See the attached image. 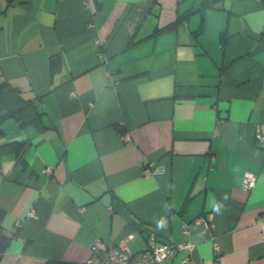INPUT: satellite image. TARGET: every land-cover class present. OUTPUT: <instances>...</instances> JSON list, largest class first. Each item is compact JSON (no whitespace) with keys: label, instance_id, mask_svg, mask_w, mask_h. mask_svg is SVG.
Masks as SVG:
<instances>
[{"label":"crops","instance_id":"crops-1","mask_svg":"<svg viewBox=\"0 0 264 264\" xmlns=\"http://www.w3.org/2000/svg\"><path fill=\"white\" fill-rule=\"evenodd\" d=\"M2 79L37 99L47 128L3 123L0 142L26 149L22 164L0 159V264L85 262L96 237L132 235L136 251L147 228L195 244L166 264H264L263 0H0Z\"/></svg>","mask_w":264,"mask_h":264},{"label":"built area","instance_id":"built-area-1","mask_svg":"<svg viewBox=\"0 0 264 264\" xmlns=\"http://www.w3.org/2000/svg\"><path fill=\"white\" fill-rule=\"evenodd\" d=\"M121 138L127 140L129 138L128 134H121ZM256 142L264 146V133L259 131L255 132ZM47 173L52 172V167L47 165L44 168ZM166 171L164 165L155 164L153 162H146L144 164V172L150 174H158ZM257 174L253 171L246 170L242 174L241 184L242 188L245 190H250L254 187L256 182ZM29 214H33V211H29ZM196 222H201L204 227V231L209 234V236L214 241V250L216 253V259L219 256L220 246L212 233L213 224L209 218L203 215H199L194 219ZM256 221L260 225L262 238L264 240V213H260ZM21 220L16 221V226H20ZM189 223H184V229L188 230ZM132 237L129 235L115 244H108L101 240L99 237L93 239L91 247L93 250V255L87 260L89 263L93 264H166V261L181 248H189L192 250L195 246L194 243L190 241L171 243L167 241L160 240L157 238L156 231H149L147 234V246L143 249L132 251L127 244V239ZM204 264V263H199Z\"/></svg>","mask_w":264,"mask_h":264},{"label":"trees","instance_id":"trees-1","mask_svg":"<svg viewBox=\"0 0 264 264\" xmlns=\"http://www.w3.org/2000/svg\"><path fill=\"white\" fill-rule=\"evenodd\" d=\"M9 2L13 0H8ZM264 1V0H263ZM212 3L205 2L198 8L202 10L205 6H211ZM182 14L176 18L172 23L168 24L165 29L176 28L187 15ZM157 31V30H156ZM48 65L50 73L53 74L60 70L61 57L59 54H55L49 57ZM44 112L38 107L37 99L35 97L27 95L19 86L14 84L8 79L0 80V139L4 135L3 123L8 119H15L21 127L33 126L39 130L47 128L46 122L43 119ZM123 133V132H120ZM26 149V142L24 141H10L0 142V159L7 154H14L18 163H23V153ZM6 212L0 208V254H2L8 247L11 237L4 232L3 221ZM20 226H17L16 235L20 233ZM155 231V229L147 228V234L149 231ZM42 264H93L87 261L78 262L64 259L48 258Z\"/></svg>","mask_w":264,"mask_h":264}]
</instances>
